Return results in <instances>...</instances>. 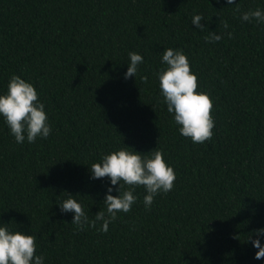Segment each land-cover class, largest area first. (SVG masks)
I'll return each instance as SVG.
<instances>
[{"label": "trees", "instance_id": "16d2710c", "mask_svg": "<svg viewBox=\"0 0 264 264\" xmlns=\"http://www.w3.org/2000/svg\"><path fill=\"white\" fill-rule=\"evenodd\" d=\"M250 9L264 0H0V95L13 75L32 83L52 127L18 144L0 116V226L35 236L44 264H264L248 241L264 247V24L240 18ZM194 15L223 39L207 43ZM168 48L214 102L210 142L183 137L162 103ZM130 52L145 63L126 80ZM126 146L162 150L174 190L146 211L139 187L106 234L77 232L59 204L70 194L94 219L113 186L89 167Z\"/></svg>", "mask_w": 264, "mask_h": 264}, {"label": "clouds", "instance_id": "9594fccd", "mask_svg": "<svg viewBox=\"0 0 264 264\" xmlns=\"http://www.w3.org/2000/svg\"><path fill=\"white\" fill-rule=\"evenodd\" d=\"M227 3L236 4V0H227ZM235 10L240 12V7L237 5ZM240 18L244 22L264 24V11L250 9L243 12ZM203 20L202 15H194L192 18V24L201 32L207 30L202 24ZM220 25L225 31L229 28L226 20H220ZM227 35L229 39L233 38L232 32H227ZM204 39L207 43H217L223 39V35L208 31ZM129 58L126 80L136 77L139 66L145 63L144 57L136 52H130ZM162 63L166 68L156 73L162 103L167 105V111L173 114L175 123L180 126V134L190 138L194 144L210 142L215 134V118L212 115L214 102L208 94L198 91V77L191 70L189 58L183 50L168 48L162 54ZM141 80L147 83L148 77L142 76ZM0 116L4 118L18 144L25 141L34 144L37 139L46 140L51 135L52 127L37 89L18 75L10 78L7 93L0 95ZM89 169L92 179L108 178L113 187L107 189L104 209L94 219L89 218L83 204L67 193L68 198L59 207L62 213H74L72 224L76 226L77 232L90 227L106 234L118 214L129 213L137 203L138 197L134 194L137 188L143 187L146 190L143 203L145 210L150 211L155 198L173 191L177 180L174 169L167 164L164 153L158 148L142 154L126 146L102 155L101 162L93 163ZM114 190L119 192L118 196L111 194ZM253 235L264 236V228ZM248 241L258 249L255 259H264V247L260 239L252 240L250 236ZM36 253L35 236L13 231L8 224L0 226V264H44L45 257Z\"/></svg>", "mask_w": 264, "mask_h": 264}]
</instances>
